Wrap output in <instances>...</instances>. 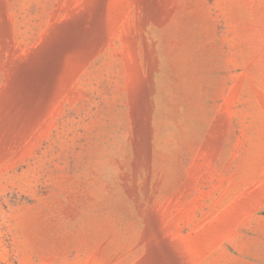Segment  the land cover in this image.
Returning <instances> with one entry per match:
<instances>
[{
    "label": "rangeland",
    "instance_id": "1",
    "mask_svg": "<svg viewBox=\"0 0 264 264\" xmlns=\"http://www.w3.org/2000/svg\"><path fill=\"white\" fill-rule=\"evenodd\" d=\"M0 264H264V0H0Z\"/></svg>",
    "mask_w": 264,
    "mask_h": 264
}]
</instances>
